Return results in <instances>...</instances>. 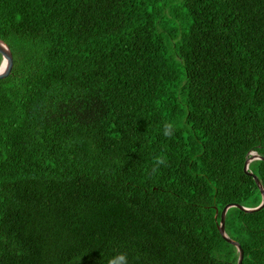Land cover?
<instances>
[{
    "label": "trees",
    "instance_id": "16d2710c",
    "mask_svg": "<svg viewBox=\"0 0 264 264\" xmlns=\"http://www.w3.org/2000/svg\"><path fill=\"white\" fill-rule=\"evenodd\" d=\"M0 40V264H237L217 224L261 202L264 0H0ZM224 227L264 264V206Z\"/></svg>",
    "mask_w": 264,
    "mask_h": 264
},
{
    "label": "water",
    "instance_id": "95a60500",
    "mask_svg": "<svg viewBox=\"0 0 264 264\" xmlns=\"http://www.w3.org/2000/svg\"><path fill=\"white\" fill-rule=\"evenodd\" d=\"M0 56H1V63H0V79L5 78L9 75L11 69H12V65H13V57H12V53L9 49V47L6 45V43L2 40H0ZM254 160H261L264 162V158L258 156L256 153H251L249 158H247L245 160L244 166H243V171L244 173H246L247 175L251 176L256 184V186L258 187V189L260 190L261 193V202L257 207L254 208H246L237 204H229L226 205L224 207V209L221 212L220 215V221L217 224V230L220 234V236L222 237L223 240H225L227 243L231 244L232 246L235 247L236 252L238 254V258H237V264H242V259H243V251L241 249V247L239 246V244L235 241H233L232 239H230L226 233H225V227H224V220H225V215L227 213V211L230 208H237L243 212L249 213V212H255L260 210L263 206H264V190L263 187L260 183V181L258 180V178L252 174L250 171H248V166L249 163L254 161ZM216 217V216H215Z\"/></svg>",
    "mask_w": 264,
    "mask_h": 264
},
{
    "label": "clouds",
    "instance_id": "9594fccd",
    "mask_svg": "<svg viewBox=\"0 0 264 264\" xmlns=\"http://www.w3.org/2000/svg\"><path fill=\"white\" fill-rule=\"evenodd\" d=\"M176 125L173 122H166L164 124V135L166 137H171L175 134ZM167 165V159L164 156H157L154 158L153 173H155L161 166ZM108 264H130L128 253L119 252L115 256L108 260Z\"/></svg>",
    "mask_w": 264,
    "mask_h": 264
},
{
    "label": "rangeland",
    "instance_id": "374dc122",
    "mask_svg": "<svg viewBox=\"0 0 264 264\" xmlns=\"http://www.w3.org/2000/svg\"><path fill=\"white\" fill-rule=\"evenodd\" d=\"M0 63H1V61H0Z\"/></svg>",
    "mask_w": 264,
    "mask_h": 264
}]
</instances>
